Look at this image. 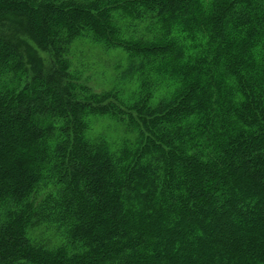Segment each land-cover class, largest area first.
Listing matches in <instances>:
<instances>
[{
  "label": "trees",
  "instance_id": "1",
  "mask_svg": "<svg viewBox=\"0 0 264 264\" xmlns=\"http://www.w3.org/2000/svg\"><path fill=\"white\" fill-rule=\"evenodd\" d=\"M0 264H264V0H0Z\"/></svg>",
  "mask_w": 264,
  "mask_h": 264
},
{
  "label": "rangeland",
  "instance_id": "2",
  "mask_svg": "<svg viewBox=\"0 0 264 264\" xmlns=\"http://www.w3.org/2000/svg\"><path fill=\"white\" fill-rule=\"evenodd\" d=\"M77 47L75 54L78 60L73 61V66L77 68L82 77L88 80L95 91L105 90L109 87L117 66L125 64L124 55L115 50L104 51L94 48L96 46L88 42ZM46 58L44 54L45 61ZM117 130L107 119L98 118L92 125V132L95 135L102 136L103 133L115 138L118 134Z\"/></svg>",
  "mask_w": 264,
  "mask_h": 264
}]
</instances>
